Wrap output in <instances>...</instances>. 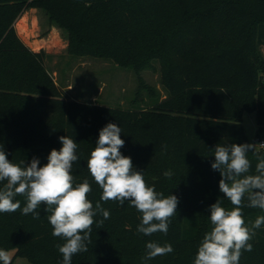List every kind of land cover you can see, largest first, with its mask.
I'll use <instances>...</instances> for the list:
<instances>
[{
    "label": "trees",
    "instance_id": "1",
    "mask_svg": "<svg viewBox=\"0 0 264 264\" xmlns=\"http://www.w3.org/2000/svg\"><path fill=\"white\" fill-rule=\"evenodd\" d=\"M29 7L43 8L67 31L73 55L111 59L138 73L158 59L166 97L126 108L69 97L46 65L49 53L29 48L17 34L14 23ZM262 47L264 0H0V144L9 161L27 165L35 157L43 166L50 151L62 147L60 136L74 139L79 160L71 174L76 183L89 181L94 208L99 203L110 212L106 220L94 217L88 251L73 255L71 264H194L212 228L210 206L219 200L226 210L234 207L211 168L215 147L251 144L245 112H255L264 132ZM108 123L122 129L120 151L146 183L178 198L166 235L138 233L141 214L129 201L101 200L87 160ZM256 151L264 155V147ZM247 157L249 174H256L257 156ZM15 200L20 209L0 213V249L26 255L30 264H62L56 245L64 241L52 235L46 206L35 219L22 214L24 196ZM243 205L249 226L264 215L248 207L247 197ZM254 231L252 251H244L239 264H264V224ZM149 242L174 251L146 260Z\"/></svg>",
    "mask_w": 264,
    "mask_h": 264
},
{
    "label": "clouds",
    "instance_id": "2",
    "mask_svg": "<svg viewBox=\"0 0 264 264\" xmlns=\"http://www.w3.org/2000/svg\"><path fill=\"white\" fill-rule=\"evenodd\" d=\"M122 129L116 123H108L99 131L98 140L87 160V169L94 182L102 189V201H118L123 205L129 201L141 214L137 232L145 236L168 232L171 217L177 214L178 198L165 197L154 186H149L142 171L133 167L131 157L120 149L125 141L121 139ZM62 147L52 149L47 163L40 166L38 158L33 157L25 165L9 161L0 144V213H13L21 208L17 196H24L26 204L22 214H32L39 218L37 209L43 204L50 213L47 219L52 226V235L64 241L56 245L62 254V264H71L73 255L87 252L86 241L90 240L94 217L100 213L109 219L110 212L99 203L93 207L87 196L92 191L87 179L76 183L72 173L73 164L78 162V144L68 136H60ZM264 145V144H262ZM249 152L257 156L256 174H249L251 162ZM213 170L220 173L219 190L234 206L226 210L219 200L210 206L212 228L207 232L198 247L194 264H239L244 251H252L249 242L255 229L264 224V215L258 216L250 226L243 217V201L247 197L248 207L264 210V155L256 151V144H218L214 149ZM173 173L165 171L171 178ZM103 223V221H100ZM146 260L167 255L174 250L171 244L161 246L156 242L146 245ZM8 251L0 249V262L11 264Z\"/></svg>",
    "mask_w": 264,
    "mask_h": 264
},
{
    "label": "rangeland",
    "instance_id": "3",
    "mask_svg": "<svg viewBox=\"0 0 264 264\" xmlns=\"http://www.w3.org/2000/svg\"><path fill=\"white\" fill-rule=\"evenodd\" d=\"M14 26L29 48L45 49L49 53L46 65L69 97L126 108L149 107L168 93L162 82L158 59L138 73L111 59L73 55L68 49L67 31L52 22L43 8H27ZM139 74L147 86H140ZM243 124L250 143L260 148L259 139L264 140V132L258 131L255 112H245ZM8 253L11 264H30L26 255L14 256V249Z\"/></svg>",
    "mask_w": 264,
    "mask_h": 264
},
{
    "label": "built area",
    "instance_id": "4",
    "mask_svg": "<svg viewBox=\"0 0 264 264\" xmlns=\"http://www.w3.org/2000/svg\"><path fill=\"white\" fill-rule=\"evenodd\" d=\"M259 140H260V147H264V145H262V144H264V140L261 138Z\"/></svg>",
    "mask_w": 264,
    "mask_h": 264
}]
</instances>
